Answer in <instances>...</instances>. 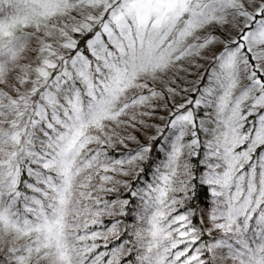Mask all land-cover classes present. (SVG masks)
Returning a JSON list of instances; mask_svg holds the SVG:
<instances>
[{
    "label": "snow or ice",
    "instance_id": "1",
    "mask_svg": "<svg viewBox=\"0 0 264 264\" xmlns=\"http://www.w3.org/2000/svg\"><path fill=\"white\" fill-rule=\"evenodd\" d=\"M0 264H264V0H0Z\"/></svg>",
    "mask_w": 264,
    "mask_h": 264
}]
</instances>
